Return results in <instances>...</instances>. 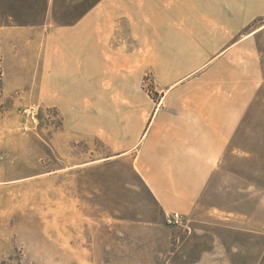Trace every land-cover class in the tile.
Wrapping results in <instances>:
<instances>
[{"label":"rangeland","instance_id":"1","mask_svg":"<svg viewBox=\"0 0 264 264\" xmlns=\"http://www.w3.org/2000/svg\"><path fill=\"white\" fill-rule=\"evenodd\" d=\"M248 1L237 39L261 30L252 45L261 49L264 66V0ZM98 2L0 0V264H174L176 253L188 252L184 216L182 226L166 224L144 181L140 146L134 147L145 116L167 89L154 72H142L138 87L103 85L102 96L116 95L118 103L103 101L95 113L89 103L52 100L50 37ZM113 26L107 23L102 39L103 67L119 80L136 40L116 37L119 31L112 37ZM222 42L215 39L213 50ZM207 57L199 55L198 64ZM249 58L245 50L229 56ZM205 70L168 92L163 109L179 110L180 97H190L193 80L204 78ZM219 73L204 86L215 85ZM129 92L132 101L125 102Z\"/></svg>","mask_w":264,"mask_h":264},{"label":"crops","instance_id":"2","mask_svg":"<svg viewBox=\"0 0 264 264\" xmlns=\"http://www.w3.org/2000/svg\"><path fill=\"white\" fill-rule=\"evenodd\" d=\"M246 3L100 0L75 25L50 37L54 101L89 103L95 113L103 101L118 103L116 95L102 96L103 85L141 86L145 70L167 88L145 116L134 147L140 146L137 159L153 201L164 214H182L189 228L188 252L176 253L174 264H264V66L261 49L252 45L261 30L237 39ZM107 23L114 24L112 37L119 31L116 37L136 40L125 53L126 74L119 80L103 67ZM219 38L223 46L213 50ZM244 50L251 59H229ZM199 55L210 57L198 64ZM204 68L190 97L177 102L179 110H164L168 92ZM219 70L215 85L204 86ZM132 94L122 95L124 101L131 102Z\"/></svg>","mask_w":264,"mask_h":264},{"label":"built area","instance_id":"3","mask_svg":"<svg viewBox=\"0 0 264 264\" xmlns=\"http://www.w3.org/2000/svg\"><path fill=\"white\" fill-rule=\"evenodd\" d=\"M31 120L33 122H36L33 114L31 115ZM24 129L27 130L28 127L24 126ZM165 222L167 225H170V226H182L184 223V218L182 214L178 212H172V213L165 214Z\"/></svg>","mask_w":264,"mask_h":264},{"label":"trees","instance_id":"4","mask_svg":"<svg viewBox=\"0 0 264 264\" xmlns=\"http://www.w3.org/2000/svg\"><path fill=\"white\" fill-rule=\"evenodd\" d=\"M0 75H1V69H0Z\"/></svg>","mask_w":264,"mask_h":264}]
</instances>
